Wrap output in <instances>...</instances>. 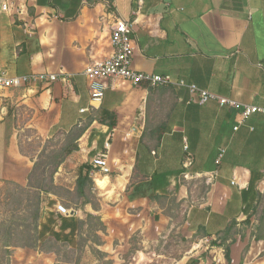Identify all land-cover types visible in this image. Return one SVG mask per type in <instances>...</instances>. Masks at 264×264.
Listing matches in <instances>:
<instances>
[{
  "label": "crops",
  "instance_id": "obj_1",
  "mask_svg": "<svg viewBox=\"0 0 264 264\" xmlns=\"http://www.w3.org/2000/svg\"><path fill=\"white\" fill-rule=\"evenodd\" d=\"M110 1L112 9L102 0H0V70L70 75L69 84L0 90V184H28L34 162L20 151V129L46 138L83 125L79 150L61 165L75 162L101 176L92 161L108 152L118 197L99 199L97 209L88 202L72 216L101 218L99 246L109 258L125 262L137 238L129 264H148L164 257L156 247L174 232L190 245L174 264H264V113L235 130L242 106L201 104L189 89L264 108V0ZM116 16L134 24L133 69L170 81L151 87L109 79L103 104L92 109L84 70L112 54ZM104 111L116 113L117 126L101 121ZM186 145L194 155L189 169ZM66 173L60 168L55 183ZM54 198L44 195L42 220L51 221ZM21 250L32 251L16 248L13 262Z\"/></svg>",
  "mask_w": 264,
  "mask_h": 264
},
{
  "label": "rangeland",
  "instance_id": "obj_2",
  "mask_svg": "<svg viewBox=\"0 0 264 264\" xmlns=\"http://www.w3.org/2000/svg\"><path fill=\"white\" fill-rule=\"evenodd\" d=\"M6 104L7 103L5 102L4 105ZM16 114L17 117L15 118V120L17 122L19 119L22 118H19L17 111ZM22 117H24V114L22 115ZM83 127L84 126L82 125L80 128ZM75 136L76 133L69 134L65 132H57L49 137L41 138L38 137L32 129H27L23 127V129L19 130V147L23 155L28 157L34 163L38 162V164L43 166V168L45 164L51 163V165L45 169V172H43V168L39 172L41 178L45 179V184H47L49 183L52 170L54 169V165L52 162L55 161V157L61 154L71 141L73 142V138ZM80 167L81 166H79L75 162H68L63 166L60 165L58 170L62 168V171L65 170L67 173L65 174V177H62V183H55L59 188L54 190L57 193V196L54 195L55 198L50 200L49 202L52 219L49 222L45 221L44 219L42 220L41 218V225H43V228H41L43 239H49L48 235H50L52 236V238H54L60 243V246L49 244L45 248H53L58 251L59 254L57 255L55 253H52V255L49 256L42 255L39 258V254H37L36 250H21L18 251L19 254L14 262L13 257L11 258V264H58V260L68 262L69 264H120V261L118 259L112 260L111 258H109L107 253L104 252L101 247L97 244L98 236L101 239L103 237V235L98 232L101 226L100 222L94 221L91 226L87 224L81 225V220L78 217L72 216L73 213L77 212L80 208H83L82 202L84 201V198L79 197L78 193L76 192V185L78 176L80 174ZM90 177L92 179V185L88 186L87 198L93 204V207H99V199L104 198L109 202H113L114 199L118 197L116 191L113 190V178L109 179L108 187L102 190L97 186L95 178H103L106 176L101 175L97 177ZM3 188L4 183L0 184V200L3 199ZM168 203L169 212L171 214L177 215L178 212H181L180 207L176 203V200H174V198H171L170 202ZM59 204L66 206L67 209L70 210L71 216L66 217L59 213L57 214L56 211L57 206ZM6 214L7 208L0 204V220L4 218ZM85 221H87L86 217ZM49 225L50 227H48ZM67 231L68 233H66ZM65 244H67L68 247L65 246ZM69 246L72 248H69ZM87 246L91 248V254H89V258L86 257V252H88ZM189 247L190 245L185 241H182L180 235L172 232L165 240V243H162L160 244V246L156 247V251L160 254H163L164 257H155L148 264H174L176 260H179L181 256L185 254ZM137 248V238H134L131 242V247L128 248V250H125L122 254L125 260V262H123L122 264H129L132 255L135 253V249ZM71 249H74L75 253H72ZM111 255L113 256V254Z\"/></svg>",
  "mask_w": 264,
  "mask_h": 264
},
{
  "label": "built area",
  "instance_id": "obj_3",
  "mask_svg": "<svg viewBox=\"0 0 264 264\" xmlns=\"http://www.w3.org/2000/svg\"><path fill=\"white\" fill-rule=\"evenodd\" d=\"M102 1L108 7V9H112V3L110 0ZM3 10L7 11L8 5H4ZM133 26V23H130L120 16H116L114 23L111 26V45L113 47L112 54L102 60L88 65L84 70V75L88 81L92 109L100 107L103 104L108 88L107 81L109 79H120L127 81L133 86L147 84L151 87H156L159 85L169 84V77L142 73L133 69L132 63L134 56V46L131 38L134 32ZM58 81L69 84L70 75L67 73H33L25 76L11 77L5 71L0 70V90L20 89L39 83L52 85ZM189 89L192 94L197 96L198 102L201 104H205L211 100H216L220 105L229 106L234 109L242 106L243 111L241 113V119L238 125L235 127V130H238L239 125L253 114L264 113V108L262 107L254 105H241L234 99L219 97L207 90L200 89L196 85H190ZM82 112H85V109L82 110ZM106 149L107 151L109 150L108 144L106 145ZM185 151L186 157L184 166L186 169H189L194 163V155L190 151L188 145L185 146ZM225 152V149L220 150L217 163L221 162ZM108 159V152H101L92 161L94 169L106 177H108L111 173ZM186 177H188V174H186ZM57 212L63 216H68L71 214L70 210H68L67 207L62 204L57 206Z\"/></svg>",
  "mask_w": 264,
  "mask_h": 264
},
{
  "label": "trees",
  "instance_id": "obj_4",
  "mask_svg": "<svg viewBox=\"0 0 264 264\" xmlns=\"http://www.w3.org/2000/svg\"><path fill=\"white\" fill-rule=\"evenodd\" d=\"M107 120H109L110 126H117L116 113L104 111L101 121L105 123ZM84 132L85 129L80 127H76L69 132V134L76 133V136L73 138V142L71 141L64 151L55 157V161L52 162L54 169L52 170L49 183L45 184L46 180L41 178L39 172L43 166L39 165L38 162L34 163L26 186L13 181L4 182V188L2 189L3 199L0 200V204L7 208V214L0 220V264H11L13 250L16 248H28L46 253L59 254L53 248H45L49 244L60 246V243L50 238L47 240L43 239L41 229L43 198L46 194L57 196L54 190L59 187L55 184V174L66 157L79 150V140L82 138ZM50 165L51 163L45 164L42 169L43 172ZM90 171L91 169L89 167L82 166L77 179L76 192L79 197L84 198L83 205L90 202L87 198L88 186L92 185ZM100 182L103 186L104 182ZM94 221L100 222L101 226L98 231L105 233L106 227L99 216L88 214L87 221H80V224L91 226ZM97 244H102L99 236ZM65 246L68 247L67 244ZM71 252L75 253V250L71 249ZM58 264L69 263L58 260Z\"/></svg>",
  "mask_w": 264,
  "mask_h": 264
},
{
  "label": "bare ground",
  "instance_id": "obj_5",
  "mask_svg": "<svg viewBox=\"0 0 264 264\" xmlns=\"http://www.w3.org/2000/svg\"><path fill=\"white\" fill-rule=\"evenodd\" d=\"M100 181H103V182H105V183H109V177H103V178H99V177H97L96 179H95V182H97V186H98V182H100ZM99 187V186H98ZM100 188V187H99Z\"/></svg>",
  "mask_w": 264,
  "mask_h": 264
}]
</instances>
